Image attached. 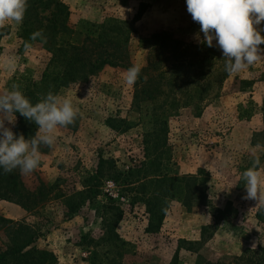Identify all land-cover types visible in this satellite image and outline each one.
Segmentation results:
<instances>
[{
  "label": "rangeland",
  "instance_id": "rangeland-1",
  "mask_svg": "<svg viewBox=\"0 0 264 264\" xmlns=\"http://www.w3.org/2000/svg\"><path fill=\"white\" fill-rule=\"evenodd\" d=\"M60 1L69 6L71 23L78 27L108 17L132 22L140 10H145L134 23L136 33L131 40V62L141 68L148 40L159 31L202 46L216 60V71L211 76L213 87L201 104L202 114L198 116L193 107L182 108L169 121V171L181 176L205 170L209 175L206 189L210 202L195 205L191 211L172 202L161 231L147 234L144 205L133 204V193L112 179H105L99 202L111 198L124 210L117 231L130 251L123 264H170L177 251L180 264H204L240 255L248 248L264 247V206L243 198L246 188L240 185L239 171L253 153L264 156V59L229 75L224 70L222 51L195 39L200 25L192 20L183 0ZM19 27L13 22L0 28L9 30L0 38V93L11 90L13 84L22 91L28 80L41 78L49 62L50 56L41 44L31 43L25 49L18 37ZM258 27L264 28V22ZM260 47L264 49V44ZM9 61L14 67H7ZM126 70L106 66L98 75L60 92L59 96L70 99L79 113L73 124L57 129L53 147L41 152L39 167L25 175L30 186L37 183L36 173L48 185L60 179L61 188L71 193L82 189V178L96 168L100 156L113 160L124 171L144 160V128L134 106L136 87L124 82ZM222 77L226 78L218 82ZM14 125L5 121L6 127L13 129ZM261 168L264 169V161ZM0 214L40 230L36 245L53 252L57 257L55 264H92L94 252L101 256L97 264H108L105 248L80 245L83 234L96 239L102 236L95 207L67 220L59 202L29 213L16 203L0 200ZM179 240L198 243L194 249Z\"/></svg>",
  "mask_w": 264,
  "mask_h": 264
},
{
  "label": "trees",
  "instance_id": "trees-1",
  "mask_svg": "<svg viewBox=\"0 0 264 264\" xmlns=\"http://www.w3.org/2000/svg\"><path fill=\"white\" fill-rule=\"evenodd\" d=\"M28 5L18 37L23 45L25 42L41 44L50 56L41 78L28 80L21 91L33 104L49 91L59 96L63 89L87 81L106 66L128 69L134 65L131 62V40L136 33L134 23L145 10H140L132 22L108 17L101 22L87 21L78 27L71 23L69 6L60 0H28ZM40 29L44 30L47 43L29 40L30 34ZM8 34L9 30L0 29V38ZM148 42L145 64L135 83L134 94V106L144 128L142 162L124 171L119 170L113 160L100 156L96 168L82 178V189L71 193L61 188L60 179L48 185L33 173L37 183L30 186L19 169L9 174L0 169V200L16 203L29 213L59 202L64 217L70 220L84 209L95 207L102 223V236L96 239L89 233L83 234L80 245L105 248L108 264H123L130 250L117 231L124 210L111 198L99 202L105 179H112L133 193V204L144 205L147 234L161 231L172 202L181 203L189 211L195 205L210 202L206 189L209 175L205 170L181 176L169 171L172 159L169 121L182 108L193 107L198 116L202 114L201 104L214 83L211 76L216 71L215 57L202 46L188 43L166 31L154 33ZM225 78L218 82L222 83ZM15 116L12 131L23 134L25 139L33 137L38 125L19 112ZM46 151L47 146L41 145L40 152ZM259 158L262 164L264 156ZM252 160L253 156L246 158L239 167L241 186L245 185L242 173L251 167ZM41 234L32 226L0 214V264H55L56 255L36 245ZM179 243L194 248L198 242L179 240ZM100 259V253L94 252L92 264H97ZM170 264H180L179 251ZM204 264H264V247L248 248L240 255L208 260Z\"/></svg>",
  "mask_w": 264,
  "mask_h": 264
},
{
  "label": "clouds",
  "instance_id": "clouds-1",
  "mask_svg": "<svg viewBox=\"0 0 264 264\" xmlns=\"http://www.w3.org/2000/svg\"><path fill=\"white\" fill-rule=\"evenodd\" d=\"M28 6V0H0V28L13 22L21 24ZM186 8L192 20L200 25L195 39L222 51L224 70L229 75L238 74L264 59V49L260 47L264 44V35L261 34L264 28L258 27L264 22V0H186ZM29 40L47 43V36L40 29L30 34ZM30 46L25 42V49ZM7 67L12 68L14 64L9 61ZM140 74L141 67L132 65L124 73V82L135 85ZM17 112L38 125L33 137L25 139L23 134L17 135L5 126V121L15 124ZM78 113L79 109L70 99L61 98L51 91L42 95L35 104L19 90L17 84L0 93V169L5 174L16 169L21 175L34 172L43 155L40 146L53 147L57 129L73 124ZM262 171L261 160L253 153L251 167L242 173L246 188L243 198L257 201V206H264Z\"/></svg>",
  "mask_w": 264,
  "mask_h": 264
}]
</instances>
